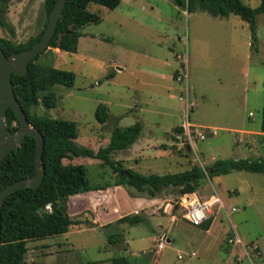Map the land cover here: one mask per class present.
Instances as JSON below:
<instances>
[{
  "label": "rangeland",
  "instance_id": "374dc122",
  "mask_svg": "<svg viewBox=\"0 0 264 264\" xmlns=\"http://www.w3.org/2000/svg\"><path fill=\"white\" fill-rule=\"evenodd\" d=\"M44 1L7 0L0 37L16 43L35 37L46 20ZM242 1L257 7L261 0ZM88 9H100L101 20L80 29L77 51L42 55L55 67L74 72L73 86H56L55 107H33V113L75 121V141L95 151L108 145L114 126L141 122L143 136H160L157 144L131 145L114 152L112 158L143 174L178 172L194 164L206 168L215 159L264 157V135L260 134L264 13L257 15L252 33L237 15L214 17L201 10L188 12L175 0H121L114 9L91 3ZM118 66H125L124 70ZM178 74L183 77L181 81L176 79ZM186 95L194 103L190 121L217 129L216 135L196 142V151L186 144L178 146L174 137L175 127L184 119ZM99 104L109 113L105 123L95 116ZM63 161L85 164L90 184H111L106 189L70 196V217L84 221L83 210L96 211V205H101L97 211L101 218L106 213L103 208L111 215L131 214L136 203L141 205L138 215L143 221L131 225L114 222L103 229L74 225L56 237L28 241L25 264H110L126 244L128 251L123 249L122 253L135 264H264V173L243 170L205 177L196 191L199 196L216 191L227 207H237L231 222L220 214L211 237H207L194 227L178 230L168 217L160 220L163 228L150 219L163 215L158 208L163 202L174 203L177 188L166 189L156 197L160 201L150 202L147 200L151 198L133 188L127 191L123 185L113 186L117 173L99 159L73 157ZM136 193L144 199L142 203L130 199ZM168 226L174 228L168 232L171 243L157 254L147 253ZM118 236L121 242L109 241ZM237 236L240 242L235 244ZM234 245L236 254L228 259ZM192 250L197 256L190 258ZM177 254L184 259H178Z\"/></svg>",
  "mask_w": 264,
  "mask_h": 264
},
{
  "label": "trees",
  "instance_id": "16d2710c",
  "mask_svg": "<svg viewBox=\"0 0 264 264\" xmlns=\"http://www.w3.org/2000/svg\"><path fill=\"white\" fill-rule=\"evenodd\" d=\"M55 1H44L46 20L44 27L35 37L22 43L0 37V47L6 56L15 51L30 48L41 38ZM175 1L179 6L186 7L188 12L201 10L214 17L237 15L248 23L252 33L256 29L257 15L264 13V0H261L257 7H251L242 0ZM120 2L121 0H67L48 48L28 63L25 74H12L13 90L17 100L26 113L28 121L43 135L42 161L45 175L38 188H20L6 197L2 207L0 264H25L28 241L64 234L72 224L84 222L89 226H94L88 220L81 221L69 216L67 213L68 199L79 193L106 189L111 184L103 186L90 184L85 164L65 163L64 159L71 160L73 157L99 159L102 164L110 166L117 173L118 178L112 185H123L127 191L128 188H133L139 194L144 193L151 199L158 197L168 188H177L178 197L185 193L196 192L202 187L206 176L224 175L231 171L243 170L264 173V157H260L257 159H215L206 168L194 164L189 169L178 172L143 174L131 168H125L120 160L112 158L114 152L130 148L137 141L142 131L141 122L137 121L126 127L114 126L108 145L95 151L75 141L78 136L75 121L32 112L33 107L44 106L47 109L55 107L54 88L59 85L72 87L75 81L74 72L55 67L50 59H44L42 55L45 53L53 55L51 51L53 48L75 53L79 37L82 36L80 29L84 25L98 23L101 20L100 9L90 11L88 6L95 3L108 9H114ZM6 3L7 0H0V24L3 26L5 22L2 17ZM95 116L100 123L107 122L109 119L107 107L99 104ZM5 121L11 131L18 129L19 121L11 108L7 109ZM262 130L264 131V101ZM175 131L180 132L182 129L176 127ZM35 152V138L27 135L20 148L11 151L0 164V190L12 182L34 174ZM123 170L126 171L121 172ZM138 193L134 194V197H140ZM141 221L143 218L138 214H127L116 222L131 225ZM210 222L211 217L203 223V227L208 228ZM109 241L121 242L122 238L121 236L115 240L109 238ZM110 264L135 263H132L123 253H118L111 258Z\"/></svg>",
  "mask_w": 264,
  "mask_h": 264
},
{
  "label": "water",
  "instance_id": "95a60500",
  "mask_svg": "<svg viewBox=\"0 0 264 264\" xmlns=\"http://www.w3.org/2000/svg\"><path fill=\"white\" fill-rule=\"evenodd\" d=\"M66 2L67 0L55 1L53 9L48 15L47 24L41 38L30 48L15 51L6 56L0 47V164L11 151H16L20 148L27 135L33 136L36 141L34 174L12 182L0 190V232L2 207L6 197L20 188H38L45 175V167L42 161L44 149L43 135L28 121L26 113L17 100L13 90L12 74H25L28 63L48 48ZM8 108L12 109L19 121V127L16 131H11L6 124L5 117ZM124 171L126 170L121 172Z\"/></svg>",
  "mask_w": 264,
  "mask_h": 264
},
{
  "label": "built area",
  "instance_id": "2783aa9c",
  "mask_svg": "<svg viewBox=\"0 0 264 264\" xmlns=\"http://www.w3.org/2000/svg\"><path fill=\"white\" fill-rule=\"evenodd\" d=\"M182 78L181 75H176L178 81H181ZM193 104L189 102V98L186 95L184 119L179 125L182 131L176 132L174 137L178 146H184L186 144L192 150L196 151V142L206 139L208 135H216L217 129L214 127L200 126L190 121L189 114ZM160 209L168 216L170 222H175L181 218L197 226L216 214H221L222 217L231 222L232 213L237 211V207L235 206L227 207L216 191L202 197L195 192L185 193L179 196L174 203L170 201L163 202L160 205ZM170 242L171 239L168 235L161 234L156 241L154 253L157 254ZM239 242L240 239L237 236L235 244Z\"/></svg>",
  "mask_w": 264,
  "mask_h": 264
},
{
  "label": "crops",
  "instance_id": "0c3cea01",
  "mask_svg": "<svg viewBox=\"0 0 264 264\" xmlns=\"http://www.w3.org/2000/svg\"><path fill=\"white\" fill-rule=\"evenodd\" d=\"M81 37V36H80ZM79 37V38H80ZM78 42H79V40H78ZM52 53L53 54H59V53H61L63 50H60L59 48H53L52 50ZM56 56V55H55ZM124 67L125 66H118L117 67V69L118 70H124ZM179 124V123H178ZM176 128V127H175ZM260 134H263L264 135V131L262 130V132H260ZM153 137V135L151 134V135H142V134H140V136H139V138L137 139V141L134 143V144H132V145H134V146H136V145H147V144H149V143H155V141H156V139L157 138H159L160 136H156L155 138H152ZM155 144H157V143H155ZM248 146H252V143L251 144H249L248 143ZM113 186H119V185H113ZM102 190V189H101ZM196 194H197V192H195ZM133 202H140V203H142V201L144 200V199H142V198H140V197H134V196H131V198H130ZM160 201V199L159 198H152V199H150V200H147V201H150V202H156V201ZM68 202H70V198H69V201ZM161 204V203H160ZM99 206H101V205H99ZM98 205H96V211L93 209V208H91V209H89V208H85L83 211H86L85 212V214H86V217H87V219H85V220H88V221H90L91 223H93L94 224V226H96L97 228H101V227H105V226H107V225H111V224H114V222H116L119 218H121L122 216H124V215H127V214H125V213H118V214H113V215H111V214H109V210L108 209H106V208H103V210H105V216H104V218H101V216H97V211H98V207H99ZM140 206L141 205H139V207L137 206V204L135 203V206H134V210L132 211V213L131 214H138V211H139V208H140ZM158 208H160V205L158 206ZM82 211V212H83ZM113 211L115 212V213H117V208H114L113 209ZM81 213V212H80ZM164 217H168L167 215H165L164 213H163V215L162 214H159V215H152L151 217H150V219L152 218V220H154V221H157L158 223V226H159V228H163L164 226H162V224H161V222H160V220L162 219V218H164ZM169 219V218H168ZM217 219H221L220 218V214H216V215H214V216H212L211 217V222H210V224H209V226H208V228H204L203 227V223L201 224V225H198V227H196L197 225H192L191 223H189L188 221H186V220H184V219H177L175 222H170V223H172L173 224V226H176V228L179 230H188L189 229V227H194L195 229H199V230H201L202 232H204V234L207 236V237H211L210 236V234L211 233H213V230L215 229V226H217V224H216V220ZM219 222H220V224H222V220H219ZM74 225H76L77 227H84V228H89V229H93V228H95L94 226H89V225H87V224H85L84 222H82V223H79V224H72V225H70L69 226V228L70 227H72V226H74ZM112 226V225H111ZM170 229H174L173 227H170V226H168L167 228H166V230L165 231H163L161 234H166V235H168V232H170ZM123 231H125V230H123ZM170 237V236H169ZM171 239V238H170ZM171 241H172V239H171ZM123 242H125V240L123 241ZM118 243V242H117ZM154 243L156 244V242L154 241ZM171 243V242H170ZM169 243V244H170ZM153 245V246H155L156 247V245ZM169 244H167V245H169ZM167 245H165L164 246V248L167 246ZM129 246V244H126V247H128ZM126 247H120V249L118 250V253H122V252H124V253H126L127 251H128V249L126 248ZM163 248V249H164ZM123 249H124V251H123ZM155 249V248H154ZM154 249H153V247H150V249L147 251V253H150V252H154ZM162 249V250H163ZM235 249H236V246L234 245V246H230V249H229V251H228V259H230L232 256H233V254H236L235 253ZM159 252H161V251H159ZM237 252H239V251H237ZM123 253V254H124ZM125 256L127 255V254H124ZM188 256L191 258V257H195V256H197V253L194 251V250H192V251H190L189 253H188ZM177 258L178 259H184V257H183V255L182 254H177ZM111 260V259H110ZM144 260V259H143ZM143 262V261H142Z\"/></svg>",
  "mask_w": 264,
  "mask_h": 264
}]
</instances>
